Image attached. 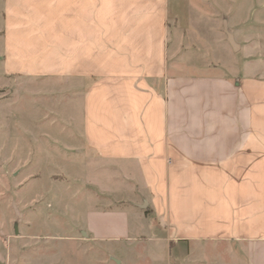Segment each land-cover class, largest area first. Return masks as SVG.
<instances>
[{"label":"crops","instance_id":"1","mask_svg":"<svg viewBox=\"0 0 264 264\" xmlns=\"http://www.w3.org/2000/svg\"><path fill=\"white\" fill-rule=\"evenodd\" d=\"M6 3L7 52L79 94L83 147L142 188L136 226L127 210L94 211L89 233L126 240L160 225L179 264L206 263L211 247L224 249L218 264H264L262 27L227 32L239 66L169 74L167 0Z\"/></svg>","mask_w":264,"mask_h":264},{"label":"rangeland","instance_id":"2","mask_svg":"<svg viewBox=\"0 0 264 264\" xmlns=\"http://www.w3.org/2000/svg\"><path fill=\"white\" fill-rule=\"evenodd\" d=\"M6 2L0 0V264H179L160 225L153 236L126 240L89 233L94 211L127 210L136 226L140 211L148 215L132 203L142 188L83 147L79 94L48 87L50 76L31 75L7 52ZM167 13L169 74H220L222 61L237 67L227 32L237 40L239 25L264 31V0H167ZM222 248L211 247L201 264L224 260Z\"/></svg>","mask_w":264,"mask_h":264},{"label":"water","instance_id":"3","mask_svg":"<svg viewBox=\"0 0 264 264\" xmlns=\"http://www.w3.org/2000/svg\"><path fill=\"white\" fill-rule=\"evenodd\" d=\"M228 40L230 42V44L233 46V48H236V44L234 43V41L232 40L231 34H227Z\"/></svg>","mask_w":264,"mask_h":264}]
</instances>
